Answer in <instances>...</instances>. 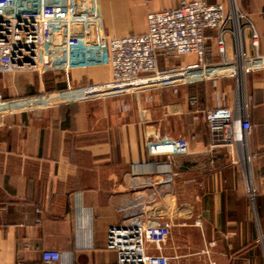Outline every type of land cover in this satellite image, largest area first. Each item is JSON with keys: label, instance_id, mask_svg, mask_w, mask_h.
<instances>
[{"label": "crops", "instance_id": "obj_1", "mask_svg": "<svg viewBox=\"0 0 264 264\" xmlns=\"http://www.w3.org/2000/svg\"><path fill=\"white\" fill-rule=\"evenodd\" d=\"M190 0H101L105 32L121 36L146 30V14ZM238 12L242 48L252 51L250 21L264 54V0H205ZM233 27V20L226 22ZM216 31L205 29L204 60L221 55ZM235 42L224 35L223 57ZM159 69L192 62L194 55L157 50ZM108 65L39 74H0L6 97L63 90L104 81ZM246 104L252 128L246 141L212 144L205 111L216 104ZM0 127V264H117L106 248L107 229L135 217L170 225L163 253L170 264H264V70L238 80L218 77L76 100L7 115ZM186 139L188 152L150 155L146 141ZM253 191V199L249 190ZM199 220V223L196 222ZM212 242V244L210 243Z\"/></svg>", "mask_w": 264, "mask_h": 264}, {"label": "built area", "instance_id": "obj_2", "mask_svg": "<svg viewBox=\"0 0 264 264\" xmlns=\"http://www.w3.org/2000/svg\"><path fill=\"white\" fill-rule=\"evenodd\" d=\"M238 18L246 17L233 2L226 10L220 2L190 0L177 7L147 12L143 32L114 36L105 32L101 0H0V74L23 70L39 74L67 72L102 64L110 67V77L104 81L9 98L0 93V127L6 125L7 115L76 100L218 77L241 81L248 72L264 70V54L258 51L257 35L250 21L252 51L242 48ZM228 19L233 20L232 28L226 26ZM205 29L216 31L215 44L221 55L216 62L204 60ZM228 32L235 42V54L230 59L223 57L224 35ZM157 50L169 55H194L195 59L159 69ZM205 121L212 144L245 142L252 128L244 103L234 107L218 103L205 111ZM145 148L150 155L172 157L186 154L188 142L161 136L146 141ZM249 196L252 200L251 189ZM171 234L170 225L137 216L129 223L110 225L105 245L115 250L117 264H170V259L178 258L163 253ZM59 256L56 250L44 249L41 264H55Z\"/></svg>", "mask_w": 264, "mask_h": 264}, {"label": "rangeland", "instance_id": "obj_3", "mask_svg": "<svg viewBox=\"0 0 264 264\" xmlns=\"http://www.w3.org/2000/svg\"><path fill=\"white\" fill-rule=\"evenodd\" d=\"M173 263H174V264H176V261H175V260H173Z\"/></svg>", "mask_w": 264, "mask_h": 264}]
</instances>
